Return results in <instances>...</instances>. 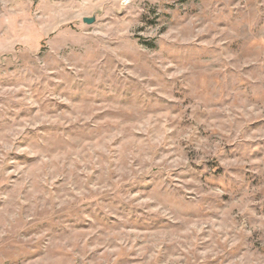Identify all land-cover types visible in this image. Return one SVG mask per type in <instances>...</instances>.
<instances>
[{
    "label": "rangeland",
    "instance_id": "rangeland-1",
    "mask_svg": "<svg viewBox=\"0 0 264 264\" xmlns=\"http://www.w3.org/2000/svg\"><path fill=\"white\" fill-rule=\"evenodd\" d=\"M0 264H264V0H0Z\"/></svg>",
    "mask_w": 264,
    "mask_h": 264
},
{
    "label": "water",
    "instance_id": "water-1",
    "mask_svg": "<svg viewBox=\"0 0 264 264\" xmlns=\"http://www.w3.org/2000/svg\"><path fill=\"white\" fill-rule=\"evenodd\" d=\"M94 19L92 18V17H90V18H83V22H85V23H91L92 21H93Z\"/></svg>",
    "mask_w": 264,
    "mask_h": 264
}]
</instances>
